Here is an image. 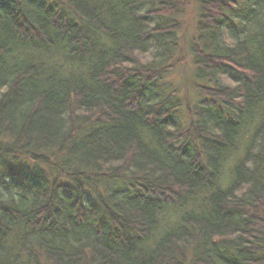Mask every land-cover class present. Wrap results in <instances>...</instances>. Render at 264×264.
I'll list each match as a JSON object with an SVG mask.
<instances>
[{
  "label": "trees",
  "instance_id": "1",
  "mask_svg": "<svg viewBox=\"0 0 264 264\" xmlns=\"http://www.w3.org/2000/svg\"><path fill=\"white\" fill-rule=\"evenodd\" d=\"M0 0V264H264V0Z\"/></svg>",
  "mask_w": 264,
  "mask_h": 264
},
{
  "label": "rangeland",
  "instance_id": "2",
  "mask_svg": "<svg viewBox=\"0 0 264 264\" xmlns=\"http://www.w3.org/2000/svg\"><path fill=\"white\" fill-rule=\"evenodd\" d=\"M186 6L181 15L182 29L179 33L181 52L179 61L175 64L172 73L167 77V81L179 89L180 98L185 104L193 103L196 100V93L191 83V61L187 48L194 35L197 21V0H185Z\"/></svg>",
  "mask_w": 264,
  "mask_h": 264
}]
</instances>
